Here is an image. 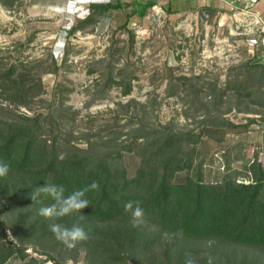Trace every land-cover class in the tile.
Instances as JSON below:
<instances>
[{
    "label": "rangeland",
    "instance_id": "374dc122",
    "mask_svg": "<svg viewBox=\"0 0 264 264\" xmlns=\"http://www.w3.org/2000/svg\"><path fill=\"white\" fill-rule=\"evenodd\" d=\"M108 3L15 0L7 6L0 1V77L11 70L0 79V120L55 109L54 115L66 117L73 144L84 148L88 139L122 140L142 120L179 130L204 128L212 135H203L197 147L205 179L216 182L229 173L249 183L253 160L264 167V79L258 74L239 89L232 83L245 77L249 65L264 66V0L183 14L151 7L127 23L125 11L99 15L93 9ZM92 13L97 22L73 31ZM117 67L135 78L129 96L105 85ZM125 160L133 172L139 159ZM7 236L14 241L10 230ZM174 239L164 237L166 247ZM178 240L186 242L184 257L195 264L242 262L223 246L230 254L226 262L214 256L213 243ZM27 255L56 264L33 249ZM248 257L243 264H251L254 251ZM8 264L25 261L13 258ZM67 264H88L85 250Z\"/></svg>",
    "mask_w": 264,
    "mask_h": 264
},
{
    "label": "trees",
    "instance_id": "16d2710c",
    "mask_svg": "<svg viewBox=\"0 0 264 264\" xmlns=\"http://www.w3.org/2000/svg\"><path fill=\"white\" fill-rule=\"evenodd\" d=\"M0 1L7 6L15 2ZM155 4H134L138 8L133 13L144 17ZM121 8V4L110 3L93 7L99 15ZM96 15L90 14L73 31L97 22ZM258 74L264 79V66L249 65L245 77L232 84L244 88ZM10 75L11 70L0 79ZM110 75L107 89L115 85L124 96L131 95L135 78L125 68L117 67L116 72L112 68ZM253 96L250 93L249 97ZM54 112L0 120V161L9 165L8 174L0 177V264L13 258L25 264H43L44 260L27 255L29 249L56 264H67L82 249L88 264L185 262L186 242L179 238L213 243L219 261L226 262L230 254L225 249H231V257L240 255L242 262L237 264H243L252 250L251 264H264V167L257 158L249 166V183H239L229 173L210 182L198 163L201 155L197 148L203 135L212 137L207 129L179 130L142 120L122 140L110 138L101 143L88 139L84 148L73 144L74 135L65 128L66 117ZM128 155L139 159L133 172L126 165ZM183 173L186 175L181 177ZM45 182L63 185L66 194L93 182L99 188L86 193L89 207L53 221L38 214L52 200L40 197L34 201L31 197L33 189ZM127 201L140 203L144 209L141 221L125 212ZM53 222L68 227L79 223L88 239L68 249L49 230ZM7 230L14 241L8 240ZM164 237L175 239L166 247ZM229 262L226 264H232Z\"/></svg>",
    "mask_w": 264,
    "mask_h": 264
},
{
    "label": "clouds",
    "instance_id": "9594fccd",
    "mask_svg": "<svg viewBox=\"0 0 264 264\" xmlns=\"http://www.w3.org/2000/svg\"><path fill=\"white\" fill-rule=\"evenodd\" d=\"M104 23L106 25L108 21L105 20ZM8 172L9 165L0 161V177L6 176ZM98 188L99 184L93 182L87 188L73 190L66 194V189L63 185L45 182L43 185L36 186L33 189L31 197L34 201H37L40 197L52 200V203L49 205L41 207L38 214L41 217L54 221L56 218L69 216L72 213H79L82 209L89 207L90 201L86 198V193L89 189ZM124 210L130 213L132 219L136 222L141 221L144 217V209L137 201H127L124 204ZM83 219L84 217L80 216V220ZM49 230L68 249H72L76 247L78 242L88 239L85 229L79 223L68 227L61 223L53 222L49 224ZM185 264H195V261L189 257L186 258Z\"/></svg>",
    "mask_w": 264,
    "mask_h": 264
},
{
    "label": "crops",
    "instance_id": "0c3cea01",
    "mask_svg": "<svg viewBox=\"0 0 264 264\" xmlns=\"http://www.w3.org/2000/svg\"><path fill=\"white\" fill-rule=\"evenodd\" d=\"M34 2H44L48 1L50 4H55L57 0H32ZM155 2V6H159L162 9L170 10L177 12V14L188 13L193 10H198L199 8H227L229 9L232 6L242 3L244 0H110V4H121L122 8L118 9V11H125L127 13L125 15L124 23L128 22L130 19H134L139 15L132 16L131 18L128 17L130 13L133 14V11L138 8L134 4H146L147 2ZM61 2H70V0H61ZM123 9V10H122ZM114 11V10H111ZM117 11V10H116ZM131 11V12H129ZM129 20V21H130Z\"/></svg>",
    "mask_w": 264,
    "mask_h": 264
}]
</instances>
